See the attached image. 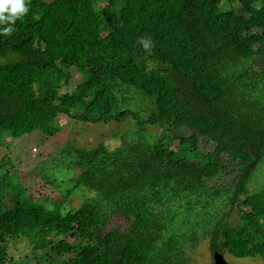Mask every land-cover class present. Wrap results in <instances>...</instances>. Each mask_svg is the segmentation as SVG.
<instances>
[{"label": "trees", "instance_id": "16d2710c", "mask_svg": "<svg viewBox=\"0 0 264 264\" xmlns=\"http://www.w3.org/2000/svg\"><path fill=\"white\" fill-rule=\"evenodd\" d=\"M120 1L112 26L98 0H26L0 34V139L61 116L139 127L114 149L67 152L81 172L64 192L50 182L62 201L0 184V264H18L9 243L21 236L25 262L191 264L204 241L264 260V189L248 192L264 164V0ZM73 70L82 80L63 92ZM147 126L162 135L149 140ZM81 189L94 196L75 209Z\"/></svg>", "mask_w": 264, "mask_h": 264}, {"label": "rangeland", "instance_id": "374dc122", "mask_svg": "<svg viewBox=\"0 0 264 264\" xmlns=\"http://www.w3.org/2000/svg\"><path fill=\"white\" fill-rule=\"evenodd\" d=\"M98 2L105 10L103 24L109 23L112 26L118 24L122 1L112 0L111 4L110 0H98ZM71 74V83L63 89V92L74 90L75 86L82 80V75L77 70H73ZM261 100L263 101L264 97ZM73 114L79 115L80 112L74 111ZM51 127L52 129L48 132L38 129L32 133H21L15 137L10 133L1 137L0 184L3 187L6 185L1 193L14 196L20 190L24 199L32 197L38 201L42 197L48 196L47 201H50L51 198L62 201L64 199L61 193L54 189V185L50 182L62 183L64 192L70 189L68 181L81 172L80 168L69 166L71 155L67 152L76 147L92 149L102 143L114 149L123 144L125 135L131 134L139 128L133 119H127L123 122L112 121L110 123L91 124L83 123L71 116L59 117ZM162 133L163 131L159 127H146V134L151 141L154 136H161ZM175 144L177 145L178 142ZM200 148L202 151L208 152L212 147L201 141ZM45 181H48V184ZM261 189H264V164L256 171L248 186V192L253 193ZM87 194L94 196L89 190H76L69 201L77 209L88 197ZM41 202L39 201L40 204H42ZM230 212L229 220L234 224L240 223L236 207ZM117 221L121 222L120 219ZM261 228L264 231V223ZM187 253L191 264H214V254L210 249L209 241L201 242L198 247L189 249ZM9 254L18 264H47V261L41 260L24 261L26 257H29L30 254L33 256V254L31 247L26 245L22 236L10 241ZM38 254L41 256L40 251ZM224 256L230 264H264V260L260 256L237 258L228 252H225ZM69 257L71 256H65V258ZM54 259H56L57 264H61V257L56 256Z\"/></svg>", "mask_w": 264, "mask_h": 264}, {"label": "clouds", "instance_id": "9594fccd", "mask_svg": "<svg viewBox=\"0 0 264 264\" xmlns=\"http://www.w3.org/2000/svg\"><path fill=\"white\" fill-rule=\"evenodd\" d=\"M28 11L26 0H0V26L7 24V27H0V34H11L14 29L12 25L17 19ZM144 47H149V41H143Z\"/></svg>", "mask_w": 264, "mask_h": 264}, {"label": "water", "instance_id": "95a60500", "mask_svg": "<svg viewBox=\"0 0 264 264\" xmlns=\"http://www.w3.org/2000/svg\"><path fill=\"white\" fill-rule=\"evenodd\" d=\"M213 257H214V264H230L225 259V256L220 252H215Z\"/></svg>", "mask_w": 264, "mask_h": 264}]
</instances>
